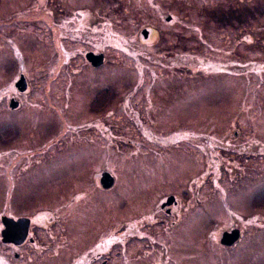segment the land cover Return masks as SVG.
<instances>
[{"label": "flooded vegetation", "instance_id": "obj_1", "mask_svg": "<svg viewBox=\"0 0 264 264\" xmlns=\"http://www.w3.org/2000/svg\"><path fill=\"white\" fill-rule=\"evenodd\" d=\"M145 1L150 0H92L91 4L85 0L77 4V0L58 4V13L48 9L50 15L38 16L49 28L44 36L50 48L48 60L42 62V51L41 55L40 51L27 54L21 46H14L11 57L18 71L0 86L4 106L0 118V264H30L32 254L40 255L55 245L62 230L84 218L91 220L97 231L85 248L62 258L60 264H250L256 235H244L245 228L253 229L255 221H234L228 210L223 208L224 212H220L216 202L213 204L215 197L219 207L222 204L227 208L226 188L231 181H242L248 172V140L245 145L240 141L246 128L241 132L237 126L228 135H216L191 126L193 132L188 134L195 136L185 150L179 148L184 153L177 159L167 163L166 156L156 157L161 163L159 169L139 171L141 175L125 178V184L133 186L131 212H125L123 205L103 212L94 193L87 191L82 182L77 185L83 179L82 171L90 166L94 169L95 191L115 185L116 176L106 167L121 164V134L129 136L126 143L133 144V89H138L132 84L129 94L121 96L117 88V94L110 95L106 76L100 75V69L110 62L105 47L108 30L99 22L89 31L90 17L95 21L110 16L112 8L119 4ZM64 8L66 12H62ZM170 19L167 16L166 22ZM149 33L154 35L155 29L142 28L141 40H147ZM134 41L143 43L136 34ZM65 42L74 45L68 47ZM65 51L67 60L62 61L60 56ZM160 51L165 50L160 48L155 53L164 54ZM120 57L127 61L128 73L127 56ZM138 60L139 54L134 64ZM163 63L155 61L156 66ZM80 70L90 82L85 76L68 75ZM132 78L129 75L127 81ZM85 84L89 87L84 93ZM81 91L84 94H79ZM145 111L152 114L149 108ZM112 112L124 115L110 116L107 122L106 114ZM146 118L144 115L143 120ZM148 120L152 125L163 122L153 117ZM37 128L49 131L38 137ZM138 128H143L142 123ZM205 137L212 140H202ZM168 140L170 137L158 135L153 142L161 145L163 152L182 142L180 136L175 143H164ZM164 170L171 175L167 176ZM35 179H44L46 185L21 189L25 181ZM83 191L88 192L92 204L79 207L72 196ZM36 193L65 195L71 197V204L31 205L23 211L27 203L19 197ZM91 206L100 223L87 217ZM263 209L254 210L258 218H262ZM77 213L81 215L79 220L74 219ZM68 216L72 217L69 224L68 220L65 222ZM256 225L264 229V221ZM259 264H264V244L259 248Z\"/></svg>", "mask_w": 264, "mask_h": 264}, {"label": "rangeland", "instance_id": "obj_2", "mask_svg": "<svg viewBox=\"0 0 264 264\" xmlns=\"http://www.w3.org/2000/svg\"><path fill=\"white\" fill-rule=\"evenodd\" d=\"M68 1L74 3L77 0H0V86L18 71L11 57L14 46H21L27 54L40 51L41 55L42 51V62L49 59L50 48L44 37L49 28L45 21L38 20V16L44 18L50 15L48 9L58 13V4ZM85 1L92 3V0ZM66 11L67 8L62 10ZM167 16L171 17L169 23L166 22ZM92 18L89 20V31L94 26L96 28L99 22L104 23L102 25L108 30L105 47L110 62L100 69V75L106 76L110 95H116L117 88L121 96L129 94L132 84H136L138 89H133V144L126 143L129 136L121 134V164L106 167L107 172L115 174V185L109 190L95 191L92 166L82 171L83 179L77 181V185L82 182L87 191L94 193L103 212H108L109 208L117 210L122 205L125 212H131L133 186L125 184V178H133V174L141 175L139 171L159 169L161 163L156 157L166 156L164 159L167 163L177 159L184 153L181 150H185L195 136L188 134L193 132L191 126L216 135H228L237 126L241 132L246 128L240 141L245 145V140H248L245 149L249 152L248 172L242 181L237 184L231 181L230 187L226 188L227 208L222 204L219 207V200L215 197L213 204L216 202L220 212H224L223 208L228 210L234 221H255L253 229L245 228L244 237L256 235L250 264H259L264 229L257 228L256 224L264 221V214L258 218L254 212L264 207V0L125 2L113 7L110 16L104 15V18L102 16L95 21ZM72 22L75 24L73 14ZM146 27L154 28L155 33H149L148 39L142 41L140 30ZM135 34L143 43L134 41ZM63 44L68 47L74 45L72 42ZM160 48L165 50L160 51L164 54L155 53ZM120 54H125L130 63L128 73L125 69L128 63ZM137 54L139 60L134 64ZM60 58L67 60L66 51L61 53ZM156 60L164 63L156 66ZM73 69L78 70L77 67ZM89 73L93 75V72ZM68 75L77 78L85 76L86 82H90V78L81 70L69 72ZM129 75L133 78L127 81ZM87 87L88 84H85L84 93ZM88 92H92L91 89ZM3 107L0 93V118H3ZM148 108L152 110L151 115L145 111ZM117 114L124 115L123 112ZM117 114L107 113V122L110 116ZM144 115H147V121L143 120ZM148 117L159 118L163 122L157 121L152 125ZM141 123L143 128L139 129ZM37 130L38 137L49 131ZM158 135L170 137L164 143H175L179 136L182 142L175 144L178 147H170L163 152L162 146L153 142ZM202 140L212 139L205 137ZM144 164L145 167L141 168ZM257 168H260L259 172H256ZM163 172L171 175L166 170ZM45 185L44 179L27 180L21 189ZM87 191L72 196L79 207L92 204ZM222 197L223 193L220 194V202ZM20 198L27 203L23 211H28L31 205L49 207L71 204V197L65 195L36 193ZM86 214L100 223L92 206ZM70 218L68 216L65 222L68 220L69 224ZM80 218V213L74 216V219ZM97 229L91 220L84 218L83 222L73 223L62 230L55 245L43 249L40 255L32 254V261L26 256L27 260L30 264H60L62 258H69L85 248Z\"/></svg>", "mask_w": 264, "mask_h": 264}]
</instances>
